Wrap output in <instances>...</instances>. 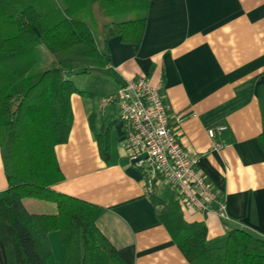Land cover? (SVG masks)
<instances>
[{"label": "crops", "instance_id": "crops-1", "mask_svg": "<svg viewBox=\"0 0 264 264\" xmlns=\"http://www.w3.org/2000/svg\"><path fill=\"white\" fill-rule=\"evenodd\" d=\"M108 45L112 62L102 69L113 79L101 83L104 92L77 85L92 94L71 95L69 138L56 146L64 177L53 188L105 209L97 226L127 264H190L159 220L141 171L127 159L120 112L104 110L103 99L122 82L145 77L161 81L178 138L199 156L216 194L204 211L184 209L185 218L204 222L209 238L243 229L264 239V0H149L142 43L116 36ZM218 123L228 129L211 138L207 130ZM7 187L0 150V192ZM40 204L25 201L30 212H40ZM49 241L59 264V232ZM0 263L7 264L1 239Z\"/></svg>", "mask_w": 264, "mask_h": 264}, {"label": "trees", "instance_id": "trees-1", "mask_svg": "<svg viewBox=\"0 0 264 264\" xmlns=\"http://www.w3.org/2000/svg\"><path fill=\"white\" fill-rule=\"evenodd\" d=\"M149 0H0V150L8 187L0 192V239L7 264H57L49 234L63 245L59 264H127L97 226L105 209L53 188L63 180L56 146L73 122L71 95H91L69 75L108 67V42L139 46ZM44 45L53 66L31 74ZM264 149V85H260ZM150 199L190 264H264V239L243 229L209 238L204 222L185 218L170 187ZM26 200L53 205L30 212ZM1 264V263H0Z\"/></svg>", "mask_w": 264, "mask_h": 264}, {"label": "built area", "instance_id": "built-area-1", "mask_svg": "<svg viewBox=\"0 0 264 264\" xmlns=\"http://www.w3.org/2000/svg\"><path fill=\"white\" fill-rule=\"evenodd\" d=\"M161 88V81L138 77L122 82L118 91L103 101L119 103L120 119L127 127V159L141 171L146 194L170 187L179 195L183 209L204 211L208 203L217 200L216 194L198 167L199 156L181 144ZM227 129L226 124L218 123L207 131L213 138Z\"/></svg>", "mask_w": 264, "mask_h": 264}, {"label": "rangeland", "instance_id": "rangeland-1", "mask_svg": "<svg viewBox=\"0 0 264 264\" xmlns=\"http://www.w3.org/2000/svg\"><path fill=\"white\" fill-rule=\"evenodd\" d=\"M36 54H37V61L32 67L30 73L34 74L37 72H40L46 68H49L53 66L55 62L54 56L47 50V48L44 45H39L36 48ZM103 67H94L90 72H82L80 70L72 73L73 74V79L76 83V85L80 86L81 88H92L98 92H104L106 88L102 86V82L104 79L108 78L109 80H112V75L102 69ZM107 105L104 110L105 113L112 111L120 112L119 110V103L117 101L112 102V103H107ZM102 111V110H101ZM33 203H41L40 204V212H51L52 209H54L53 205L47 202H41L37 200H29ZM62 245V243H61ZM63 247V245H62ZM55 250V257L57 260H59V253L56 251V247H54ZM63 253V251H62Z\"/></svg>", "mask_w": 264, "mask_h": 264}]
</instances>
